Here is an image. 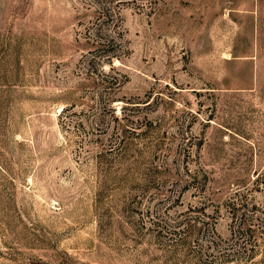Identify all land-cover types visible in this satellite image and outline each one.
<instances>
[{
	"label": "rangeland",
	"instance_id": "obj_1",
	"mask_svg": "<svg viewBox=\"0 0 264 264\" xmlns=\"http://www.w3.org/2000/svg\"><path fill=\"white\" fill-rule=\"evenodd\" d=\"M0 264H264V0H0Z\"/></svg>",
	"mask_w": 264,
	"mask_h": 264
}]
</instances>
